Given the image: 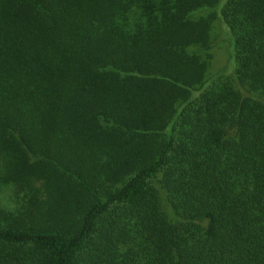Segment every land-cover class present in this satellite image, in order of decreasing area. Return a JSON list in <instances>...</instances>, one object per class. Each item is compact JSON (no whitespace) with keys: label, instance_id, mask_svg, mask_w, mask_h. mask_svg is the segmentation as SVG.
<instances>
[{"label":"trees","instance_id":"1","mask_svg":"<svg viewBox=\"0 0 264 264\" xmlns=\"http://www.w3.org/2000/svg\"><path fill=\"white\" fill-rule=\"evenodd\" d=\"M0 184V264H264V0H0Z\"/></svg>","mask_w":264,"mask_h":264},{"label":"rangeland","instance_id":"2","mask_svg":"<svg viewBox=\"0 0 264 264\" xmlns=\"http://www.w3.org/2000/svg\"><path fill=\"white\" fill-rule=\"evenodd\" d=\"M212 46L210 52L212 59L209 65L208 77L216 75L231 77L234 63L230 40L226 29L220 20L215 21L212 29ZM0 199L2 202L12 204L14 201L13 188L10 185L0 184Z\"/></svg>","mask_w":264,"mask_h":264}]
</instances>
